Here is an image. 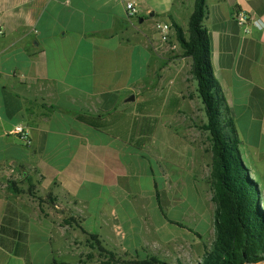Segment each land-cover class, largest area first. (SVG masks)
<instances>
[{
    "label": "crops",
    "instance_id": "crops-1",
    "mask_svg": "<svg viewBox=\"0 0 264 264\" xmlns=\"http://www.w3.org/2000/svg\"><path fill=\"white\" fill-rule=\"evenodd\" d=\"M126 1L137 6L133 18L126 16ZM194 2L0 0L4 30L0 36V264H42L33 259L44 246V226L73 229L60 222L72 215V205L84 203L75 189L86 185L96 171V160L99 182L110 189L107 193L114 205L101 208L105 221L119 231L123 223L119 210L135 211L142 202L148 212L131 221L140 220L143 226L154 223L155 215L150 213L160 210L156 191L161 189L155 182L147 193L134 190L138 176L119 159L142 118L141 128L147 134L159 131L163 139L143 149L168 167L163 170L166 197L179 194L177 205L185 206L189 221H195L193 229L202 235L213 223L211 153L202 129L203 104L190 74L191 58L183 56L174 31L177 24L188 35ZM206 5L203 24L212 75L231 109L242 160L249 173L264 183V28L252 26L246 33L234 20L235 12L243 10L264 21V0H206ZM164 23L171 24L167 41L159 27ZM148 87L150 94L137 96ZM133 93L134 100H128ZM154 98L162 99L157 107L166 116L158 126L146 119ZM77 115L99 117L101 129ZM18 124L28 128L29 145L10 133ZM171 165L174 168L169 169ZM195 175L207 184L201 193L195 188ZM10 180L24 190L34 184L33 191L43 198L52 193L53 202L43 206L44 201L39 208L31 196L13 192ZM123 180L130 181L127 187ZM48 181L57 190H42ZM44 218L53 222L43 223ZM162 218L158 221L166 223ZM49 237L52 243L46 251L51 258L54 248H62L53 246L54 240L63 235ZM127 245H137V239ZM50 264L68 262L53 259Z\"/></svg>",
    "mask_w": 264,
    "mask_h": 264
},
{
    "label": "trees",
    "instance_id": "trees-1",
    "mask_svg": "<svg viewBox=\"0 0 264 264\" xmlns=\"http://www.w3.org/2000/svg\"><path fill=\"white\" fill-rule=\"evenodd\" d=\"M207 13L206 0H195L193 12L188 22V35L174 24V31L183 56L191 58L190 74L196 81V91L203 104L206 120L202 129L209 141L211 165L208 183L214 211V237L210 244L193 262L195 264H264V206L257 182L250 176L240 153V141L233 115L218 82L212 75L210 63V44L207 30L203 24ZM77 118L101 129L99 117L77 115ZM9 188L18 194L33 198L39 208L42 203H52L54 196L48 193L45 198L37 195L34 184L26 190L18 186V181L10 180ZM160 211L169 224L185 228L194 237L203 235L178 221L168 219L161 206ZM74 215L65 217L62 223L73 226ZM91 248L104 252V264H174L145 247L136 249L131 258L128 253L119 254L108 249L97 234H89ZM92 241V243H91ZM96 244V246H93ZM178 264H182L181 262Z\"/></svg>",
    "mask_w": 264,
    "mask_h": 264
},
{
    "label": "rangeland",
    "instance_id": "rangeland-1",
    "mask_svg": "<svg viewBox=\"0 0 264 264\" xmlns=\"http://www.w3.org/2000/svg\"><path fill=\"white\" fill-rule=\"evenodd\" d=\"M161 100L162 99L160 98H154L152 100L150 105L153 107L152 114L148 115L146 118L147 122L154 126L160 125V123L166 119V116L162 115V111L157 107ZM140 120L141 121H139V123L142 124L144 118ZM205 120L206 117L203 112V121L205 122ZM141 124H138L139 127L137 126V130L134 131L132 141H127V145L123 147L119 157L121 162H125L124 166L138 176L137 185L136 179L133 180V189L147 193L154 188L156 182L158 188L161 189L156 191L159 194L157 196L158 202L160 203L161 210L165 216L170 220L179 221L182 224L193 228L195 221H189L191 219L190 212L185 211L184 205H177L180 199L179 194L176 193V195L166 197L162 191L165 187L164 182L166 179V175L163 170H166L168 167L165 163L159 162L155 155L150 157L146 150L143 149V146L149 143H151V146L154 147L152 141L154 143H158L163 139L159 135V131H155L153 133L148 132L147 134L141 128ZM88 141L92 142L93 140ZM88 144L89 143L87 142V145ZM23 148L24 150H28L25 146H23ZM177 161L178 160L175 162ZM95 166L96 171L90 179L86 181V185L80 190L78 188L75 189V192L79 191V198L84 200V203L79 202L72 205L74 208L71 214L74 215L76 222H72L73 226L68 227L73 229L65 232L64 230L61 231L57 226L51 227L52 224L51 226L49 224L48 227L44 226L43 232L41 233L43 241L42 245L44 244V246H42L37 258L33 259V262L50 264L53 259H62L68 262V264H104L103 261H106L105 256L103 255L104 252L100 251L97 247L91 248L89 244V234H97L99 239L103 241L104 245L108 249L122 255L128 253L129 256H127V258H131L136 249L140 250V248L145 247L148 252L156 254L167 262L169 261L174 264H178L180 262L182 264H195L193 261L200 257L204 251V245H209L213 240L214 227L212 222L209 223L208 228L202 230L204 231L203 239L196 238L187 229L184 230L174 224H169L167 221H165L166 223H160L158 220L161 222L163 221V214L160 210H158L155 214L150 213L153 216L155 215L154 223H145L147 226H143V223H139L141 222L140 220L135 219L137 223H133V220L131 221L132 217H140L143 212L144 214L148 212L147 205L140 202L138 206L135 207V211L128 209L127 207L119 210L118 216L123 218V223H120L122 229L120 227L119 231L116 232L112 225L110 226L105 221L107 216L103 215L105 212L101 209L104 207H109L111 209L114 205L112 204V199H110V194L107 193L110 192V189H103L101 187L102 184L99 182L97 160ZM171 168H174L173 165L169 167V169ZM256 174L259 175L258 172H256ZM250 175L252 178H255L254 173ZM255 180L257 183L259 180L262 184L259 189L260 196L262 198V205L264 206V183L260 177L255 178ZM123 182H125L126 187L130 183L128 180H123ZM193 182L195 184V188L200 193L201 191L203 192L204 188L207 186L206 182L199 179L197 175H195ZM41 189L52 191L57 190L51 181L43 183ZM140 196H142V199L146 198V195ZM105 201L107 205H105ZM141 204H144V208L147 207L145 211L144 208L142 209ZM43 206H46V202L43 203ZM125 206H129V204H126ZM209 215L210 211L204 215V218H208ZM52 222V220L44 218L43 223ZM60 223H62V221ZM131 223H133V226L129 227ZM162 224L163 227L161 226ZM58 232H60L63 237L56 238L53 246L54 244L61 245V251H57L54 248L50 255L51 258H49L47 253L48 251H46V249L50 248V243H52V239L49 235L52 234L53 237L54 235H58ZM130 239H137V245L130 248L127 245ZM134 244H136V242ZM93 246H96V244ZM133 248L135 249L133 250Z\"/></svg>",
    "mask_w": 264,
    "mask_h": 264
},
{
    "label": "built area",
    "instance_id": "built-area-1",
    "mask_svg": "<svg viewBox=\"0 0 264 264\" xmlns=\"http://www.w3.org/2000/svg\"><path fill=\"white\" fill-rule=\"evenodd\" d=\"M125 13L128 18H133L137 14V6L134 2L132 1H126L125 2ZM234 20L236 21L237 24L241 25L244 27V31L246 33L251 32V27L256 26L259 29L264 28V21L260 20L256 15L248 13L243 10H238L234 14ZM170 23H164L162 25H159V27L162 28V34L161 38L163 41L168 40V31L170 29ZM3 23L0 20V36L3 35ZM10 133L15 134L19 136V138L26 144L29 145L31 140L29 137V130L26 126L22 124L16 125Z\"/></svg>",
    "mask_w": 264,
    "mask_h": 264
},
{
    "label": "water",
    "instance_id": "water-1",
    "mask_svg": "<svg viewBox=\"0 0 264 264\" xmlns=\"http://www.w3.org/2000/svg\"><path fill=\"white\" fill-rule=\"evenodd\" d=\"M150 93H151V90H150V88L148 87V88H146L144 91L140 92L137 96H138V97H143V96L148 95V94H150ZM134 98H135V94L133 93V94H131V95L128 97V100H134Z\"/></svg>",
    "mask_w": 264,
    "mask_h": 264
}]
</instances>
